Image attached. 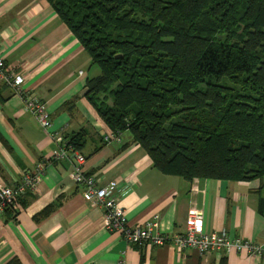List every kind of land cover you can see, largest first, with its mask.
<instances>
[{
    "label": "crops",
    "instance_id": "1",
    "mask_svg": "<svg viewBox=\"0 0 264 264\" xmlns=\"http://www.w3.org/2000/svg\"><path fill=\"white\" fill-rule=\"evenodd\" d=\"M0 39L9 71L24 76V93L44 102L50 132L66 144L74 133L86 132L82 149L51 160L58 144L24 109L22 97L0 84V183L14 186L24 173L43 168L36 190L1 217L0 264H264L246 251L200 254L172 244L140 249L108 230L104 210L70 176L76 154L85 157L86 173L99 185L115 182L122 189L130 226L159 213V229L175 234L196 208L206 233L224 230L264 248L263 183L165 175L131 142L128 130L113 133L85 94L87 80L100 69L46 0H0ZM67 102H74L72 109L64 108ZM110 134L115 138L106 140Z\"/></svg>",
    "mask_w": 264,
    "mask_h": 264
},
{
    "label": "trees",
    "instance_id": "2",
    "mask_svg": "<svg viewBox=\"0 0 264 264\" xmlns=\"http://www.w3.org/2000/svg\"><path fill=\"white\" fill-rule=\"evenodd\" d=\"M46 1L100 69L86 98L113 133L165 175L264 187V0Z\"/></svg>",
    "mask_w": 264,
    "mask_h": 264
},
{
    "label": "built area",
    "instance_id": "3",
    "mask_svg": "<svg viewBox=\"0 0 264 264\" xmlns=\"http://www.w3.org/2000/svg\"><path fill=\"white\" fill-rule=\"evenodd\" d=\"M0 81L6 82L12 91L20 95L24 101V109L31 112L39 121L42 129L58 144L59 148L51 156V160H58L68 156L73 149L68 146L60 134L50 132L52 125L51 117L42 100L36 96L24 93V76L9 71L5 64V58L1 54L0 39ZM110 134L106 140L113 139ZM76 162L71 171V178L83 186V194L92 205L100 207L105 213L106 228L112 232H118L130 245L144 249L148 246H163L172 244L179 251L196 249L200 254L211 252L228 253L231 250L246 251L250 255L264 258V248L249 240L241 238H230L226 231L206 233L204 231V216L201 210L191 208L186 218L185 229L181 232L170 234L159 229V213H154L147 221L130 226L126 216V210L120 202V189L115 182L107 185H99L98 180L86 173L84 167L86 159L82 154H76ZM43 168L24 173L21 180L14 186L0 183V222L6 210L18 208L19 199L27 192H34L41 180ZM116 264H127L122 259Z\"/></svg>",
    "mask_w": 264,
    "mask_h": 264
},
{
    "label": "rangeland",
    "instance_id": "4",
    "mask_svg": "<svg viewBox=\"0 0 264 264\" xmlns=\"http://www.w3.org/2000/svg\"><path fill=\"white\" fill-rule=\"evenodd\" d=\"M0 84L3 85V86H5V87L7 86V88H11L6 82L4 83V82H1V81H0ZM86 95H87V94H86ZM101 97L104 98V97H105V94H102Z\"/></svg>",
    "mask_w": 264,
    "mask_h": 264
},
{
    "label": "water",
    "instance_id": "5",
    "mask_svg": "<svg viewBox=\"0 0 264 264\" xmlns=\"http://www.w3.org/2000/svg\"><path fill=\"white\" fill-rule=\"evenodd\" d=\"M88 91H89V89H88V88H86V90H85V94H87V93H88Z\"/></svg>",
    "mask_w": 264,
    "mask_h": 264
}]
</instances>
